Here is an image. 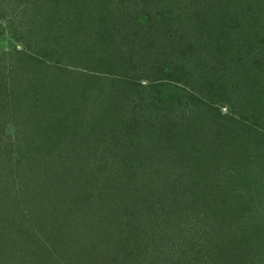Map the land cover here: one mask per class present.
<instances>
[{
	"label": "trees",
	"instance_id": "trees-1",
	"mask_svg": "<svg viewBox=\"0 0 264 264\" xmlns=\"http://www.w3.org/2000/svg\"><path fill=\"white\" fill-rule=\"evenodd\" d=\"M119 1L112 0L117 6L126 2ZM258 1L171 0L173 7H182L174 15L166 9L151 11L147 0L143 6L140 0H132L126 9L134 11H123L126 29L115 33L119 23L114 18L121 17L118 10L110 0H94L98 15L89 17L90 27L84 22L81 28L95 27L98 31L84 45L89 48L93 42L103 51L124 47L129 63L138 62L143 71L147 63L158 66V59L164 55V50L157 51L158 37L165 39L164 35L170 34L167 48L185 51L188 46L196 47L208 34L212 40L204 44L211 45L210 53L212 45H217L220 55H230L231 66L221 60L217 64H224L230 75L235 67L233 56L254 50L246 44L245 49L242 41L236 45V39L250 30L246 22L252 16L248 21L245 17L260 4ZM194 4L197 10L192 12ZM140 11L147 15L136 16ZM187 20L203 26L188 27ZM136 24L138 27L131 29ZM136 31L139 32L134 35ZM187 52L199 54L201 61L190 63L185 59L186 64L179 67L180 79L212 78L205 82L208 89L212 87L214 95L229 92L222 96H228L227 103H233L237 117L222 116L219 120V105L218 112L212 113L211 98L206 96L205 102V95L201 93L199 100L191 95L194 90H187V86L195 88V84L178 86L171 79L167 63V69L162 65L155 68L163 80L148 90H143L145 86L137 81L114 80L100 86L93 97L85 87L74 103L61 104L62 99L55 97L54 111L57 110L47 125L34 120L32 131L26 135L36 145L32 151L45 155L35 154V159L22 152L6 161L8 164L0 161L9 165L14 174L11 186L0 183V264H31L30 257L34 256L41 259L34 264H245L253 248L258 251L256 257L264 259L263 60L258 68L237 64L243 70L239 73L241 80L222 83L215 73L217 65L204 66V51L195 54L189 48ZM118 58L123 60L120 55ZM2 102L0 99V105ZM12 103L15 110L19 105L25 122L35 113L26 93ZM188 110L194 112L198 129L191 127L189 133L176 139L173 119ZM4 121L1 116L0 122ZM216 121L220 126L217 134L207 137L203 130ZM240 127L242 132L238 131ZM252 142L254 147H250ZM237 147L245 149L242 159L227 156L225 166L217 170L213 160L221 161L225 152ZM165 156L172 161H165ZM66 159L72 166H65ZM189 176L188 188L192 192L184 193L185 185L179 186L178 182ZM230 178L234 179L231 192L232 186L228 188L230 184L225 183ZM239 188L247 189L243 199L240 197L244 195L233 196ZM154 194H158V201H151ZM168 195L172 199L164 205ZM188 195L193 196L192 201ZM222 198H230L224 201L227 211L223 219L216 205ZM254 202L263 211L255 209L258 206H253ZM203 208L202 221L216 222L218 226L207 225L202 230V226L192 223L191 219ZM232 216L245 223L230 235L229 228L235 220ZM204 242L207 248H202Z\"/></svg>",
	"mask_w": 264,
	"mask_h": 264
},
{
	"label": "rangeland",
	"instance_id": "rangeland-1",
	"mask_svg": "<svg viewBox=\"0 0 264 264\" xmlns=\"http://www.w3.org/2000/svg\"><path fill=\"white\" fill-rule=\"evenodd\" d=\"M93 1L94 0H0V99L1 101H3L2 105H0V118L1 116H3L5 120L4 122H0V126L3 124L4 127L6 126L4 130H2L4 127L0 128L1 162L9 161L10 158L14 159L18 155H20V153L22 154V152L28 155H32V157H34L35 159V154L45 155V153L42 152L38 153L36 151H32L36 145L34 146L33 141L30 138L31 136L26 137V135H28L29 132L32 131L31 126L34 120H36V122H44L47 125L50 117L54 114V112L56 113L57 110L55 109L54 111V106H56L54 104H56V102L54 103L53 101L55 97L62 99L60 101L61 104L68 103L69 101L74 103L73 100L76 101V98L79 97L82 91H84L85 87H87L88 93L93 97L95 95H98L100 86H108L114 80H132L133 82L137 81L138 84L140 83L145 86L144 88H142L143 90H148V87L153 86L159 80H163V78H161L160 74L158 73V69L155 68H157L158 66H160V68L164 66L167 69L166 63L168 64V68H171V74H173L172 77L174 79L172 77L171 79L175 80L178 86L181 87L182 84H185L186 86L195 84V88H193L192 85L187 86V90H190L191 92L194 90V92L192 93L189 91L191 95L194 94V97L199 98L200 100L202 99L203 94L205 95L203 97L205 102L207 101L206 98H211L212 108L208 107L209 111L216 114L218 112L219 105L220 112L222 113L217 114L219 115V120H222L224 116L226 117L225 119L237 117V115L235 114V109L231 107V104L233 103H227V101H230V99H228V96H222L229 95V92H227L228 94L221 93L218 95H214L213 88L211 87L210 90L208 89V84H206L205 82H209L207 80H212V78L207 79V77L205 76L204 78L200 77L199 80H187L180 79L179 77V67L183 68L182 64H186V62L184 61L185 59L190 60V63H194L195 60L197 63L201 61L200 57L198 56L199 54H196L200 51L205 52V58L202 56L201 57L204 66L206 65L207 68L208 65H217L220 60L226 66H231L229 65L230 61L228 59L230 55H220L221 52L219 51L217 45H212L213 51L211 53L209 52L208 48H210L211 45L204 44L207 41L210 42V40H212V38L209 37L208 34L204 35V37L198 41L196 47L188 46L185 51H177V49L175 50L174 47L167 48L168 44H166V39L167 37L171 36L169 33V35H164L165 39H162V37H158L159 40L157 39L158 41L156 43L159 47L157 48V51H159L160 49L164 50V55H162V58L158 59L156 63L158 64V66H156L155 63L153 65L147 63L144 65L147 69L145 70L144 68L142 71L141 65H139L138 62L129 63L130 59L128 60L129 56L124 47L123 50L111 47L109 48V51H103L98 48L97 45H94L93 42H90L89 48H87V46L89 45H84L89 41L90 37L93 36L94 38L95 33L98 31V29L95 27L81 28V24H83L84 22H87L88 26L90 27L89 17L98 15L95 14L97 8H95L96 6ZM110 1L112 2V0ZM116 1L120 2L119 0ZM125 1L126 2H124V5L120 4L118 5L119 7L113 2L111 3L115 10H118V15L121 16L120 18H114V21L119 23V26L117 27L115 33H119V31L126 29V23L123 19L125 17L123 11H134V8H130L129 10L126 9L127 3H130L132 0ZM140 1L141 5L143 6L146 0ZM147 1L149 3V9H151V11L153 12L164 11L166 9V12L172 11L174 12V15H176V12L182 11L180 10L182 8L181 5L178 4V6L173 7L172 3L170 2L171 0H163L164 2H159V0ZM186 1L191 2V0ZM253 1L255 2V0ZM259 2L260 4L257 7L255 6V8L251 10V13L247 17H245V20L248 21L247 19L252 16L251 21L246 22L247 25L251 27L250 30H248L247 33L241 35L239 37L240 40L236 39V45L240 46L243 42L245 49L247 45L249 46L247 48H254V50L246 52L242 55L237 52L233 56L232 65L235 67L232 71V74L230 75H228V71L224 64L217 65L215 67L218 71L217 72L215 70V73H217L218 76L221 77L219 81L222 83H224L225 80H239V73H243V70L240 68V66L242 65H245L248 68H258L262 60L264 63V43H262L264 39V0H259L257 3ZM224 3L226 2L224 1ZM187 6L188 5H185L184 8ZM193 6L195 7V9L193 8L192 10H190L192 12L197 10V4H194ZM212 9L214 10L215 8ZM205 10L208 9L205 8ZM91 11L93 14L91 13ZM200 12L202 13L201 10ZM146 15L147 14L144 13V11L143 13L142 11H140L136 16L144 17ZM188 22L189 23L187 25L191 28H199V26H203L198 21ZM137 27L138 25L136 24L131 29ZM138 32L139 31H136L134 35H136ZM192 38L194 39V37ZM125 45L126 44L122 43V46ZM91 46H95V48H92ZM189 48L192 49V51L196 55H189L187 52L189 51ZM117 49L121 50L122 54ZM84 52L87 53L84 54ZM119 55L124 61L118 58ZM223 57L224 59H222ZM237 64H239L240 66H238ZM91 86L93 87L92 91L90 88ZM196 89L200 93H197ZM25 93L27 96H29L30 106L35 109V113H33L26 122L22 115V112L18 110L19 105L16 104L15 110V106L12 103L13 100L24 96ZM184 97H189V94L184 95ZM31 110L32 109L29 108L28 111L31 112ZM193 110L195 111V107ZM40 112L43 115L45 112V115L41 116ZM193 113V111L188 110L184 115L179 116L178 118L175 117L173 119L174 138L178 139L177 136L182 133L187 134L191 127H193L194 129L197 128L198 123H195L197 122V120L194 119ZM206 114L207 113H205L203 117ZM219 127V123L216 121L209 125L207 129L203 131L207 137L212 138V136L217 134ZM242 130V127L238 129V131L240 132H242ZM174 133H176V135ZM227 135H229V133ZM183 136L184 134L181 137ZM221 137H225V135ZM242 139L246 140L245 138ZM251 145L252 146L250 147L255 146L253 142ZM245 147L248 148V145ZM241 153L245 154V149L243 147H237L235 150L231 148L229 151L223 154L224 156L221 161H218L217 159L213 160L214 166L217 168V170L218 166H221V168H223L226 163L224 159L227 156L231 158L238 157L242 159ZM168 159H170V156L164 157L165 161H167ZM171 161L172 160H168L167 162ZM65 163V166H72L71 162L68 159L65 160ZM6 164L8 163L6 162ZM0 176V183L2 184V186L6 184L8 187V185L11 186L13 184L14 174L9 168V165L5 166L0 163ZM190 178L191 176H189L187 179L184 178V180L179 179V186L185 185L184 193L192 192V190L188 188V186L191 184ZM18 180H20V177H18L17 181ZM233 180V178H230L228 180L226 179L225 183L230 184L227 187L229 188L232 186L229 189V192L234 189V185L231 184L233 183ZM182 181L185 182L183 183ZM214 185H216V183L212 184V186ZM246 192L247 189L239 188L236 192H234L233 196H237V198H239L241 195H244L240 197V199H243L247 195ZM37 196H39V198L42 197L38 194ZM165 198L167 199V202H163L164 205L168 203L170 199H172V196L168 195ZM188 198L190 201H192L193 196L188 195ZM222 199L224 200H221L216 204L222 214L221 219H223L227 211L225 210L226 207L224 205V201H229L230 198ZM240 199L239 202H241ZM256 200H259V198H257ZM151 201H158V194L151 195ZM254 204L253 206H258V208L255 209L261 210L262 207H259L260 204L257 205V203L255 202ZM245 207L246 205L244 206V208ZM244 208H242V210H244ZM238 211L240 212L241 210ZM261 211H263V209ZM187 212L188 211H186V213ZM189 213H187V215ZM204 213L205 212L203 208L200 215L198 214L194 218V220L191 219L192 223L196 224L197 226H202V230L207 229V225H209V228L210 225L212 227H215L216 225L218 226V223L216 222L214 224L210 223L208 220V223L203 222L202 220ZM221 219L219 220L223 222V220ZM233 219L235 220L232 222V225H230L231 227L229 228L230 235L233 234L232 232L234 231V229H236V227L238 228V226H240V224L244 222L243 219H240L238 217H233ZM219 226H222V223H220ZM200 238L201 237H196V239L199 240ZM226 240L229 239L227 238ZM202 248H207L206 242H204ZM253 249L251 250L249 257L245 259V264H264V259L262 257L260 259L259 257H256V252L258 251H255V249ZM256 249L259 250V248ZM25 253V257H27V251ZM39 261H41V259H36V256L32 258L30 257L31 264L39 263ZM242 263L244 264V261ZM10 264H14V262Z\"/></svg>",
	"mask_w": 264,
	"mask_h": 264
}]
</instances>
